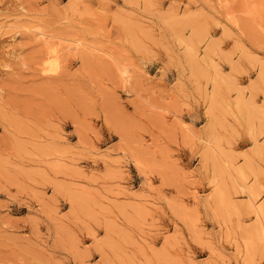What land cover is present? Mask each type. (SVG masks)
Segmentation results:
<instances>
[{
  "label": "rangeland",
  "instance_id": "374dc122",
  "mask_svg": "<svg viewBox=\"0 0 264 264\" xmlns=\"http://www.w3.org/2000/svg\"><path fill=\"white\" fill-rule=\"evenodd\" d=\"M0 264H264V0H0Z\"/></svg>",
  "mask_w": 264,
  "mask_h": 264
},
{
  "label": "bare ground",
  "instance_id": "6f19581e",
  "mask_svg": "<svg viewBox=\"0 0 264 264\" xmlns=\"http://www.w3.org/2000/svg\"><path fill=\"white\" fill-rule=\"evenodd\" d=\"M253 199H254V198H253ZM254 203H255V202H254V200H253V202H252V206L255 207V208H254L255 212H258V206H255ZM255 204H256V203H255ZM252 209H253V208H252Z\"/></svg>",
  "mask_w": 264,
  "mask_h": 264
}]
</instances>
